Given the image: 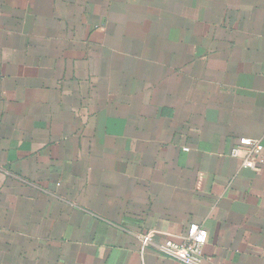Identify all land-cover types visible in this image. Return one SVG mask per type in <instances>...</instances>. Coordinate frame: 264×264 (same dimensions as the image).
<instances>
[{"label":"crops","instance_id":"obj_1","mask_svg":"<svg viewBox=\"0 0 264 264\" xmlns=\"http://www.w3.org/2000/svg\"><path fill=\"white\" fill-rule=\"evenodd\" d=\"M244 137L264 0H0V264H183L193 222L207 264H264Z\"/></svg>","mask_w":264,"mask_h":264},{"label":"built area","instance_id":"obj_2","mask_svg":"<svg viewBox=\"0 0 264 264\" xmlns=\"http://www.w3.org/2000/svg\"><path fill=\"white\" fill-rule=\"evenodd\" d=\"M244 154L242 155L243 151ZM264 143L260 139H252L244 137L240 140V145L232 148L231 155L233 157L243 156V165L253 167L256 165L254 156L258 157V161L263 159ZM144 246L152 243V235L146 234L141 236ZM208 241L207 230L198 223H191L185 235L180 240L166 237L159 245L158 250L166 256L175 258L183 264H207L203 248Z\"/></svg>","mask_w":264,"mask_h":264}]
</instances>
